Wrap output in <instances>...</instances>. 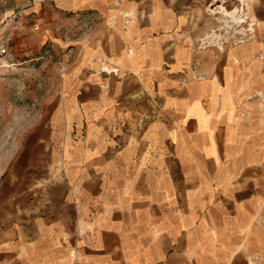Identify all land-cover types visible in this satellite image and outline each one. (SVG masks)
I'll use <instances>...</instances> for the list:
<instances>
[{"label":"crops","instance_id":"crops-1","mask_svg":"<svg viewBox=\"0 0 264 264\" xmlns=\"http://www.w3.org/2000/svg\"><path fill=\"white\" fill-rule=\"evenodd\" d=\"M215 1L0 0L9 53L70 30L75 52L0 264H264V0H237L248 39L203 41Z\"/></svg>","mask_w":264,"mask_h":264},{"label":"rangeland","instance_id":"rangeland-1","mask_svg":"<svg viewBox=\"0 0 264 264\" xmlns=\"http://www.w3.org/2000/svg\"><path fill=\"white\" fill-rule=\"evenodd\" d=\"M219 3L231 10L240 2L234 0L226 4L215 1L209 7L214 8ZM208 11L211 30L201 37L209 35L205 37L209 41L226 38L232 41L236 34L227 28L228 17L222 12ZM36 22L35 17L30 19L35 32L40 33L42 24ZM242 26L247 24L243 22ZM242 26L239 27L241 31ZM69 28L74 30L73 26ZM213 31H216V37ZM54 35L50 42L42 45L36 33L34 46L18 49V55L12 52L0 60V201H32L36 197L32 192L33 185L38 190L49 184L39 163L42 160V138L53 137L58 131L48 128L49 116L53 115L50 107L60 101L62 73L66 70L61 62L73 60L75 53L71 30L68 34L65 31ZM9 38L11 40V34ZM26 147L34 150V173L24 162Z\"/></svg>","mask_w":264,"mask_h":264},{"label":"built area","instance_id":"built-area-1","mask_svg":"<svg viewBox=\"0 0 264 264\" xmlns=\"http://www.w3.org/2000/svg\"><path fill=\"white\" fill-rule=\"evenodd\" d=\"M246 21V17L243 15V21ZM229 23L227 24V28H229L230 30H234L236 37L232 40L234 42H241L243 40L248 39L251 36V30H252V23H249L245 28L242 27L241 29H243L242 31L240 30L239 27H237V29L234 28V26L239 25L241 22H235L233 20H229ZM234 25V26H233ZM9 34H10V28L9 26L4 25H0V60L3 59L5 56H7L10 52V38H9ZM222 42H228L231 40L226 39H221ZM114 71H117L116 69ZM179 264H187L186 262H182Z\"/></svg>","mask_w":264,"mask_h":264},{"label":"bare ground","instance_id":"bare-ground-1","mask_svg":"<svg viewBox=\"0 0 264 264\" xmlns=\"http://www.w3.org/2000/svg\"><path fill=\"white\" fill-rule=\"evenodd\" d=\"M210 10L213 11H217V12H222L225 16L228 17V19H226V21L233 20L235 22H241L243 21V8L242 7H234L233 9L229 10L227 9L223 4H220L214 8H210ZM216 31H213V33L215 34ZM212 33V35H213ZM209 35H206L205 37L208 38ZM215 37L217 36V34L214 35ZM205 38V39H207ZM203 41H204V37H202ZM213 41H220L218 39L213 40ZM107 69H111L110 66H105Z\"/></svg>","mask_w":264,"mask_h":264}]
</instances>
